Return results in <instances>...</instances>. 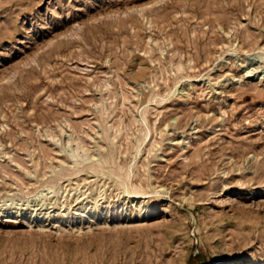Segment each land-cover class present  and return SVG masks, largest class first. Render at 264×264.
<instances>
[{"label":"rangeland","instance_id":"374dc122","mask_svg":"<svg viewBox=\"0 0 264 264\" xmlns=\"http://www.w3.org/2000/svg\"><path fill=\"white\" fill-rule=\"evenodd\" d=\"M0 140V206L148 192L0 214V264H264V0H0Z\"/></svg>","mask_w":264,"mask_h":264},{"label":"bare ground","instance_id":"6f19581e","mask_svg":"<svg viewBox=\"0 0 264 264\" xmlns=\"http://www.w3.org/2000/svg\"><path fill=\"white\" fill-rule=\"evenodd\" d=\"M230 44L231 43H229V45L228 46H230ZM225 46H227V45H225ZM227 46V47H228ZM232 47V46H231ZM230 49V48H229ZM228 49V51H230ZM233 49V48H232ZM234 51V50H233ZM252 70V69H251ZM251 70H246L247 72L246 73H250L251 72ZM62 129V128H61ZM60 129V130H61ZM102 130H104V129H102ZM107 129H105L104 131H106ZM147 132H148V130H147ZM47 134V133H46ZM45 134V135H46ZM50 136V135H49ZM48 136V137H49ZM56 136V135H55ZM55 136H54V138H55ZM52 139H53V135H51L50 136ZM57 137V136H56ZM60 137V136H59ZM68 137V136H67ZM50 138V139H51ZM78 138V137H77ZM58 139V138H57ZM65 140V139H64ZM63 140V141H64ZM73 139L69 136L68 138H67V140H66V144L68 145H70V143H71V141H72ZM1 141V140H0ZM53 141H55V140H53ZM62 141V140H61ZM81 141V140H80ZM57 142V141H56ZM55 142V143H56ZM60 142V141H59ZM58 143V142H57ZM64 143H65V141H64ZM59 145V148L61 147L60 146V144H62V142H60V143H58ZM77 144V143H76ZM83 145H84V143H83ZM0 146H1V144H0ZM85 146H87V145H85ZM64 147V146H63ZM2 148V147H1ZM0 148V149H1ZM61 149V148H60ZM64 149V148H63ZM65 149H67V147L65 146ZM80 150V149H79ZM1 151H2V149H1ZM1 151H0V153H1ZM68 151V150H67ZM66 151V152H67ZM3 152V151H2ZM86 152V151H85ZM68 154H67V156L68 157H70L69 158V160L70 159H72V164L73 165H75L74 167L76 168V172H78V169H79V167H78V169H77V165H82L81 167H83V166H85V164L83 165V162H85L86 161V163H89V164H86V165H88L87 167H89L90 168V170H92L93 172H101V174H105L106 176L109 174V173H105V171H103V167L104 166H102V164L104 165V163H103V161L104 162H108L107 161V158L105 159L104 157H105V155H104V157H102L103 159H105V160H101V157L99 156V159H100V161L99 160H92V162H89L91 159H89V156L88 155H86L85 153H81V154H79V153H77L76 152V150H74V149H70L68 152H67ZM94 154V153H93ZM95 154H96V152H95ZM1 155H3V154H1ZM6 155V154H5ZM91 155H92V153H91ZM3 157V156H2ZM89 159V161H87ZM71 161V160H70ZM102 161V162H101ZM67 163H70V162H68L67 161ZM122 165V164H121ZM121 165L119 166V165H115V166H117L116 168H117V170L115 171V169L114 170H110L109 172L112 174V172H114L115 171V173H113L112 175L111 174H109V176L110 177H112L113 178V181H114V185H115V190L114 191H116V194H115V198H113L112 200H109V201H104V202H101V200H102V196H103V191H102V184L101 185H97V187H95L94 189H95V194H93V196H89V195H86V193H87V191H88V188L89 187H91L90 186V184H89V187L88 188H85L84 190H80L81 188H79V190L74 186L72 189L73 190H77L76 192H74L73 194L71 193V192H73V191H71L72 189L71 188H67V187H69V185H70V183H66V184H63L64 182H62V183H54V181H53V184H51V183H49L47 180H49L48 178H47V180H46V178L44 179L45 181H47L46 182V184H41V182H40V185H43V187H39V184L37 183V185H38V187L39 188H43L42 190H40L39 192V198H38V201H43V200H45L50 194H57V199H56V205H57V208H55V209H53V210H43V209H41V208H37V207H33L32 209H29L27 206H22V207H17V205H15L14 204V200L15 199H12V198H10L9 200L11 201V203L10 204H2L1 206H0V214H5L6 215V217H9V215H24V216H29V217H37V218H44V217H48V216H50L51 214L54 216V215H59V214H63V215H65L68 219H70L73 215H76V214H78V215H80V216H90V215H95V213L97 214V211H98V209H99V207L100 208H102V210L103 211H105L104 213L106 214V216H107V214H109V213H111L113 210H117V208H118V202H119V200H123V201H125L127 198H132V199H140V198H142V197H145V195L148 193L143 187H141L140 186V188L138 187H135L134 188V186L132 187H130L129 186V184H128V181H129V179H130V171H129V169H126V170H124V168H121ZM80 167V169L82 170V168ZM123 167V166H122ZM64 168V167H63ZM75 168H73V169H71V173L73 172L72 170H74ZM84 168H86V166L84 167ZM84 168H83V170H84ZM98 168V169H97ZM36 169V168H35ZM56 169V168H55ZM80 169H79V171H80ZM99 170V171H98ZM75 171V170H74ZM54 172V174L56 175L55 177H57V181L59 180H61L60 178H62L61 176V174L59 173V171L58 172H56V170L55 171H52V173ZM76 172H74L73 174H76ZM71 173H70V175H71ZM79 173V172H78ZM77 173V174H78ZM29 174V173H28ZM34 174V173H33ZM61 175V176H60ZM64 175V174H63ZM67 176V175H66ZM54 177V176H53ZM64 177V176H63ZM43 178V177H42ZM69 178V179H68ZM67 178V180H70V176ZM111 178V179H112ZM50 179H52L51 178V176H50ZM54 179V178H53ZM87 179V178H86ZM110 179V178H109ZM42 180V179H41ZM77 180V179H76ZM43 181V180H42ZM79 181V180H78ZM78 181H76V184H77V182ZM90 181V180H89ZM37 182V181H36ZM44 182V181H43ZM42 182V183H43ZM85 182V181H84ZM83 182V183H84ZM91 182V181H90ZM45 183V182H44ZM86 183V182H85ZM86 183V184H87ZM104 183V182H103ZM80 185H82V183L80 184ZM104 185H105V183H104ZM86 186V185H85ZM96 186V185H95ZM105 187V186H104ZM82 188H84V186H82ZM113 188V189H114ZM71 189V190H70ZM113 189H112V191H113ZM89 190H90V188H89ZM106 190V189H105ZM36 191V190H35ZM158 191V190H157ZM88 192H90V191H88ZM155 192H156V189H155ZM37 193V192H36ZM86 195V197L87 196H89L90 197V199H91V202L89 203L90 205H88V204H83L82 203V200L84 201V196ZM112 195H113V193H112ZM108 196H109V194H108ZM107 196V197H108ZM9 198V197H8ZM88 198V197H87ZM109 198V197H108ZM107 199V198H106ZM6 200H8L7 198H6ZM6 200H4L5 202H6ZM18 200V199H17ZM51 200V199H50ZM3 201V200H2ZM55 201V200H54ZM88 203V202H87ZM124 203V202H123ZM13 204V205H12ZM53 204V203H52ZM25 205V204H24ZM27 205V204H26ZM76 206H79L78 208H75ZM55 207V206H54ZM109 216V215H108Z\"/></svg>","mask_w":264,"mask_h":264}]
</instances>
